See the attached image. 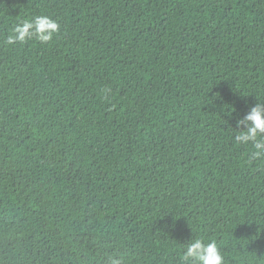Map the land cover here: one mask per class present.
Returning <instances> with one entry per match:
<instances>
[{"label": "trees", "instance_id": "16d2710c", "mask_svg": "<svg viewBox=\"0 0 264 264\" xmlns=\"http://www.w3.org/2000/svg\"><path fill=\"white\" fill-rule=\"evenodd\" d=\"M258 103L264 0H0V264H264Z\"/></svg>", "mask_w": 264, "mask_h": 264}, {"label": "clouds", "instance_id": "9594fccd", "mask_svg": "<svg viewBox=\"0 0 264 264\" xmlns=\"http://www.w3.org/2000/svg\"><path fill=\"white\" fill-rule=\"evenodd\" d=\"M33 30L41 42H48L53 39V35L60 30L59 23L46 16H38L34 21L28 20L23 24L17 25L14 29V35L8 37V43H15L17 40L23 42L33 35ZM241 125L247 124L236 135L237 143L248 144L253 143L256 149L254 156L257 158L264 157V140L258 139L264 134V103H258L251 111L239 121ZM185 258H193L198 264H224V257L220 253L215 242L206 243L202 239L194 240L187 246ZM112 264H120L119 261L113 260Z\"/></svg>", "mask_w": 264, "mask_h": 264}]
</instances>
